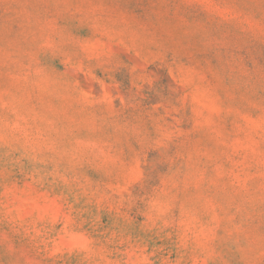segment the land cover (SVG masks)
<instances>
[{
	"label": "rangeland",
	"instance_id": "1",
	"mask_svg": "<svg viewBox=\"0 0 264 264\" xmlns=\"http://www.w3.org/2000/svg\"><path fill=\"white\" fill-rule=\"evenodd\" d=\"M0 264H264V0H0Z\"/></svg>",
	"mask_w": 264,
	"mask_h": 264
}]
</instances>
